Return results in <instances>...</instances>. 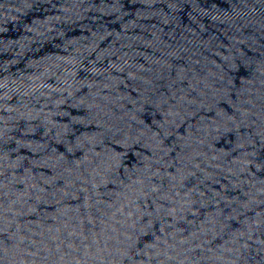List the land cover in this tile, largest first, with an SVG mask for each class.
<instances>
[{"label":"water","instance_id":"water-1","mask_svg":"<svg viewBox=\"0 0 264 264\" xmlns=\"http://www.w3.org/2000/svg\"><path fill=\"white\" fill-rule=\"evenodd\" d=\"M0 264H264V0H0Z\"/></svg>","mask_w":264,"mask_h":264}]
</instances>
